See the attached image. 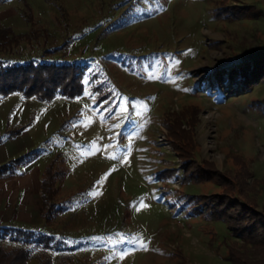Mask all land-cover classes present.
Masks as SVG:
<instances>
[{
	"label": "rangeland",
	"instance_id": "rangeland-1",
	"mask_svg": "<svg viewBox=\"0 0 264 264\" xmlns=\"http://www.w3.org/2000/svg\"><path fill=\"white\" fill-rule=\"evenodd\" d=\"M23 3L46 33L22 45V58L86 65L73 96L0 97V135L22 127L20 151L33 152L21 164L42 169L61 156L60 211L50 228H33L60 241L52 264L60 255L76 264H230L226 246L240 240L200 198L217 187L179 183L183 160L162 123L197 109L192 160L237 170L234 193L264 210V79L241 93L218 77L221 63L264 41L262 0H0V26L27 31ZM166 167L179 180L161 182Z\"/></svg>",
	"mask_w": 264,
	"mask_h": 264
},
{
	"label": "trees",
	"instance_id": "trees-1",
	"mask_svg": "<svg viewBox=\"0 0 264 264\" xmlns=\"http://www.w3.org/2000/svg\"><path fill=\"white\" fill-rule=\"evenodd\" d=\"M23 9L19 14L29 23L27 31L14 33L10 27L0 26V97L17 92L22 97L33 96L38 100H48L56 94H78L82 88L80 78L86 65L22 58V45L32 47L40 43L41 36L46 33L34 27L30 11L24 3ZM261 42L256 48L248 50L250 52L242 51L241 56L238 55L239 59L234 57L232 62L221 63L218 68L219 79L237 85L241 93L246 92L254 83L262 81L264 41ZM53 50L55 49H45L43 52L50 53ZM197 112V109L189 107L162 123L167 131V138L172 142V148L183 160L182 167L186 176L179 183L185 180L198 184L213 183L217 190L200 198L205 201L210 214L224 221L230 234L240 240V243L231 241L226 246V259L230 264H264V210L256 209L253 199L243 200L234 193V189L240 185L237 170L233 173L220 172L211 162L198 164L192 160L195 147L193 127L197 122ZM22 130L20 127L6 131L0 135V141ZM32 157L33 152L30 151L1 164L0 174ZM60 157L55 154L39 175V216L42 225L48 228L60 211L55 206L58 192L56 182L64 176L63 169L55 166ZM157 178L166 184L168 179L179 180L173 167L158 171ZM253 248L256 249V254L249 252ZM60 250V241L49 233L0 226V264H52V253ZM57 264L76 263L68 256L60 255Z\"/></svg>",
	"mask_w": 264,
	"mask_h": 264
},
{
	"label": "crops",
	"instance_id": "crops-1",
	"mask_svg": "<svg viewBox=\"0 0 264 264\" xmlns=\"http://www.w3.org/2000/svg\"><path fill=\"white\" fill-rule=\"evenodd\" d=\"M262 2L264 3V0ZM11 14H16V12L12 11ZM23 132L22 130L18 134L0 141V165L26 153V151H20V145H25L20 139ZM20 140L22 144H18ZM26 143L31 145L30 141ZM40 171L41 169L30 161L26 165L20 163L12 166L0 174L1 227L33 230L39 223L42 224L39 216Z\"/></svg>",
	"mask_w": 264,
	"mask_h": 264
},
{
	"label": "snow or ice",
	"instance_id": "snow-or-ice-1",
	"mask_svg": "<svg viewBox=\"0 0 264 264\" xmlns=\"http://www.w3.org/2000/svg\"><path fill=\"white\" fill-rule=\"evenodd\" d=\"M105 111H108V112H111L113 109L112 108H106L104 109ZM119 115V113H118ZM121 243H130L133 245V248L131 250H135L136 248H142L144 250H147V245L142 241L140 240L139 238H132L130 240H128L127 238H125V240H121L120 241ZM129 249H125L124 251H128Z\"/></svg>",
	"mask_w": 264,
	"mask_h": 264
}]
</instances>
